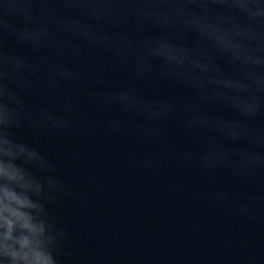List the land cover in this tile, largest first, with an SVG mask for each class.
Instances as JSON below:
<instances>
[{
  "label": "clouds",
  "instance_id": "obj_1",
  "mask_svg": "<svg viewBox=\"0 0 264 264\" xmlns=\"http://www.w3.org/2000/svg\"><path fill=\"white\" fill-rule=\"evenodd\" d=\"M123 25L135 36L116 31ZM77 40L112 52L139 78L189 90L177 100L98 89L87 94L90 102L119 105L154 123L183 108L189 124L221 138L208 140L201 167H264V127L254 123L264 119V0H0V264H63L61 243L69 234L51 209L71 193L24 130H74L76 100L53 109L30 97L58 93L68 81L87 87L85 74L59 59L79 54ZM214 105L233 115L210 112ZM104 127L112 133L122 122L112 118ZM225 141L242 143L234 158Z\"/></svg>",
  "mask_w": 264,
  "mask_h": 264
},
{
  "label": "water",
  "instance_id": "obj_2",
  "mask_svg": "<svg viewBox=\"0 0 264 264\" xmlns=\"http://www.w3.org/2000/svg\"><path fill=\"white\" fill-rule=\"evenodd\" d=\"M116 31L135 36L131 25ZM76 43L79 54L59 59L81 70L87 87L68 81L58 93L30 97L53 109L65 98L76 100L74 130H24L53 159L71 193L51 209L69 234L61 243L63 264H264V167H201L208 140L221 138L189 124L183 108L154 123L119 105L104 109L90 102L87 94L98 89L128 88L149 99L158 92L177 100L189 90L139 78L112 52ZM47 54L56 59L51 50ZM209 111L233 115L216 105ZM112 118L122 127L109 133L104 122ZM254 123L264 127V119ZM81 125L84 131L75 130ZM240 147L224 142L233 158ZM217 193L229 199H217ZM241 204L251 211L240 212Z\"/></svg>",
  "mask_w": 264,
  "mask_h": 264
}]
</instances>
